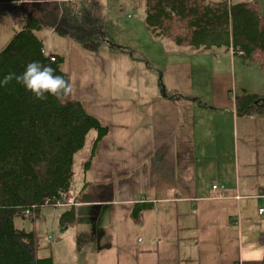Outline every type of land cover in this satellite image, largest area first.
I'll return each instance as SVG.
<instances>
[{"label": "crops", "instance_id": "obj_1", "mask_svg": "<svg viewBox=\"0 0 264 264\" xmlns=\"http://www.w3.org/2000/svg\"><path fill=\"white\" fill-rule=\"evenodd\" d=\"M80 1L59 4L68 8ZM131 1L137 7L136 0ZM142 29L128 30L129 37L140 43L125 45L133 53L121 52L116 44L123 43L110 44L107 39L88 49L54 31L46 36L51 39L44 44L45 53L60 56L59 51L65 50L74 98L106 130L86 171L89 153L84 156L73 185L78 191L85 183L89 188L112 184L114 194L113 199L109 193L100 194L103 202L75 205L72 223L60 221L71 207L45 214L47 225L58 221L63 235L55 247L61 258L51 257L53 264H70L73 251L65 239L73 230L78 264L261 260L264 111L240 110L242 99L264 95V69L256 65L255 73L262 77L255 81L246 73L255 64L242 62L231 48L180 47L169 38L152 35L144 22ZM56 35L61 38L54 53ZM210 54L221 56L219 64L228 59L232 69L238 66L237 76L231 69L226 76H214L205 62ZM181 55L183 63L175 57ZM120 61L129 63V78ZM153 70L164 72L166 90L190 96L177 99L164 94L161 78ZM215 184L224 186L223 195L213 189ZM80 234L86 238L78 249Z\"/></svg>", "mask_w": 264, "mask_h": 264}, {"label": "trees", "instance_id": "obj_2", "mask_svg": "<svg viewBox=\"0 0 264 264\" xmlns=\"http://www.w3.org/2000/svg\"><path fill=\"white\" fill-rule=\"evenodd\" d=\"M59 1L0 0V4H18L22 16L20 27L0 49V79L9 72L20 74L27 63L39 61L71 83L66 57L45 54L41 36L44 31H54L80 46L105 39L95 9L89 5L94 0H81L68 8H62L64 4ZM136 3L143 9L144 24L152 35L169 38L180 47L223 45L244 63L264 69V12L260 3L254 0H236L232 4L228 0H136ZM164 94L177 99L190 96L166 88ZM241 103L240 113H248L255 107L264 111V95L246 97ZM105 134V128L72 92L60 101L51 96L41 101L15 80L0 88V264H53L51 257L39 256L50 246H42L43 237L35 223L42 209L67 204L84 156L89 153L84 164L86 171ZM89 186L85 183L76 191V205L103 202L100 194L109 193L114 198L112 184ZM63 207L71 209L61 215L60 221L72 223L75 205ZM140 216H136L137 221ZM26 218L31 220L32 227L19 228L17 220ZM85 238V234L78 236V249ZM260 242L264 246V233ZM236 264H264V256L258 261Z\"/></svg>", "mask_w": 264, "mask_h": 264}, {"label": "rangeland", "instance_id": "obj_3", "mask_svg": "<svg viewBox=\"0 0 264 264\" xmlns=\"http://www.w3.org/2000/svg\"><path fill=\"white\" fill-rule=\"evenodd\" d=\"M257 1L258 3H260L262 10L264 12V0H254ZM95 9V13L98 17V19L100 20V23L103 27V30L106 34L105 39H107L108 41H110L109 43H123L124 46H119L116 44V47H124V49H119L121 52H128L129 50H131L130 47L125 46L129 43H132L133 45L137 46L138 44H140L138 41L133 40L131 37H129V32L128 30H130V32H142V26H143V22H144V17H143V12L140 9H137V7L135 6L134 2L131 0H116V1H110V0H94L93 2H91V4ZM21 12L18 11V4H14V3H5V4H0V49L9 41V39L12 37L15 29H18L20 27V25H18V23L21 20ZM49 31H44L42 32L41 36L44 40V44L45 46L48 45V42L51 38H46V36H48ZM59 37L58 35H56L55 41H54V46L52 48V51L54 53H57V49H56V45L57 42H59ZM64 38V37H63ZM66 39V38H64ZM104 39V40H105ZM171 45H173L174 43L172 41ZM142 43V42H141ZM94 44H98V42H93V43H89L86 45V47L91 48L92 46H94ZM59 55L61 57H67L64 51H59ZM211 55V54H210ZM179 62L183 63L184 61L181 60L182 58H184V56H175ZM67 59V58H66ZM221 59L220 55H211L209 57H205V62L210 66L208 69L210 70V72H213V75L215 76V74L220 73L223 76L227 75V72L231 70L232 71V76H237L238 74V66L235 67V69H232L230 67L229 64V60H225L223 59V63L219 64V61ZM148 62V60H146ZM150 61H153V58H151ZM227 61V62H226ZM145 62V63H147ZM243 62V61H242ZM236 65H240L239 63H236ZM256 65L255 64V69H248L246 71L247 75L249 76V78L258 81L259 78H261L262 76L258 75L257 73H255L256 70ZM122 66V72L123 74L126 73L127 77L129 78V70H130V65L122 64V62H119V67ZM213 66L217 67V69L215 70L213 68ZM233 66V65H232ZM117 66L114 63V77H115V72H116ZM154 74H157L160 78H161V88L164 89L166 88V86L164 85L165 82V76H164V72L158 71V70H153L151 71ZM118 78H120V75H118ZM204 78H207L206 73L204 74ZM116 80V78H114ZM164 79V81H163ZM215 80V79H214ZM194 87V86H193ZM195 88V87H194ZM196 89V88H195ZM75 183V181H74ZM66 207H46L44 209H42L41 211V216L40 218L37 220V222L35 223V228L38 232L39 235H41L42 241L41 244L42 246H50L48 249L42 250L39 254L40 257L42 256H48V257H52L54 259H58L61 258L60 255H62V252L59 251L56 246V243L59 241V239L63 236L60 233V230L57 227V222L55 221L54 225H52V227L50 226V224L47 225V220L45 219V214L52 212L54 214L60 213L62 211H65ZM23 218V217H22ZM17 225L19 228H25V229H30L31 226V220H29V218L26 219H18L17 220ZM73 230V229H72ZM48 233L51 234V236L54 239H48ZM65 245L67 248H71L70 251H74V247H75V239H74V230L73 232H70L65 239ZM69 251V252H70ZM66 258V257H65Z\"/></svg>", "mask_w": 264, "mask_h": 264}, {"label": "clouds", "instance_id": "obj_4", "mask_svg": "<svg viewBox=\"0 0 264 264\" xmlns=\"http://www.w3.org/2000/svg\"><path fill=\"white\" fill-rule=\"evenodd\" d=\"M13 80L30 92L36 100H47L51 96L60 101L72 92V85L68 80L62 75L55 74L50 65H44L39 61L27 63L25 70L20 74L9 72L4 75L0 79V88ZM70 264H78V254L75 251L71 255Z\"/></svg>", "mask_w": 264, "mask_h": 264}, {"label": "built area", "instance_id": "obj_5", "mask_svg": "<svg viewBox=\"0 0 264 264\" xmlns=\"http://www.w3.org/2000/svg\"><path fill=\"white\" fill-rule=\"evenodd\" d=\"M236 0H228V4H232V3H234ZM46 54V53H45ZM47 55V54H46ZM49 55V54H48ZM47 55V56H48ZM52 59V61H55V59L54 58H51ZM213 189L215 190V191H217L218 193H219V195H223V193H222V191H223V189H224V186L223 185H218V184H215L214 186H213ZM76 187L72 184V186H71V189H70V192H69V199H68V201H67V204L66 205H62L61 203H57V207H63V206H74V205H76ZM49 204V201L47 200L46 201V205H48ZM264 211V209H261L260 210V212H263ZM29 215V212H27L26 213V216H28ZM50 239H54L53 237H50Z\"/></svg>", "mask_w": 264, "mask_h": 264}]
</instances>
